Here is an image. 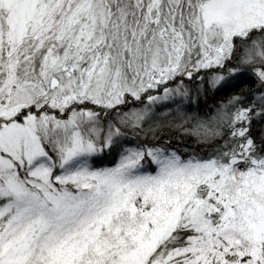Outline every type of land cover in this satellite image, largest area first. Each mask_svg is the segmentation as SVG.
Wrapping results in <instances>:
<instances>
[{"label":"snow or ice","instance_id":"6c2138e0","mask_svg":"<svg viewBox=\"0 0 264 264\" xmlns=\"http://www.w3.org/2000/svg\"><path fill=\"white\" fill-rule=\"evenodd\" d=\"M0 264H264V0H0Z\"/></svg>","mask_w":264,"mask_h":264}]
</instances>
